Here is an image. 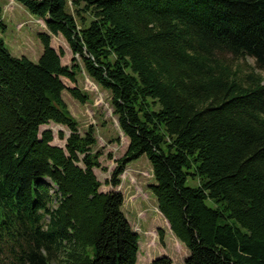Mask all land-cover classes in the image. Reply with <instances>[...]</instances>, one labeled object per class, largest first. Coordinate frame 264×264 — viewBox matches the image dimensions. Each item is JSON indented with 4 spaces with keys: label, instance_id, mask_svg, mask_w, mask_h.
Masks as SVG:
<instances>
[{
    "label": "trees",
    "instance_id": "obj_1",
    "mask_svg": "<svg viewBox=\"0 0 264 264\" xmlns=\"http://www.w3.org/2000/svg\"><path fill=\"white\" fill-rule=\"evenodd\" d=\"M14 1L62 35L72 64L47 33L36 62L0 38V264H136L139 235L114 188L141 155L157 208L189 251L183 264H264L263 77L237 79L216 58L250 56L264 70V0ZM75 55L128 138L106 192L94 127L80 134L62 98H87L61 81L76 82ZM50 121L69 130L58 132L64 147L39 132Z\"/></svg>",
    "mask_w": 264,
    "mask_h": 264
},
{
    "label": "rangeland",
    "instance_id": "obj_2",
    "mask_svg": "<svg viewBox=\"0 0 264 264\" xmlns=\"http://www.w3.org/2000/svg\"><path fill=\"white\" fill-rule=\"evenodd\" d=\"M0 5L1 20L4 25V28L0 29V38L13 56H25L36 62L43 50L38 33L44 32L50 36V45L56 51L60 49L63 51L61 63L68 66L72 64V53L67 42L61 34L53 35L49 32L45 19L31 15L14 0H0ZM74 57L81 68L76 73V82H71L65 77H61V81L66 87L76 86L86 94L87 98L85 102L80 103L67 89L62 91V98L71 115L76 119L80 134H84L88 125L91 124L94 127L96 144L92 147V151H99L101 155L99 156L100 167L93 168V172L101 183L99 190L106 192L112 187L106 185L104 181L110 177L111 171L116 166V159L124 154L128 138L121 131L117 117L113 113L109 92L98 86L86 74L79 56ZM216 58L234 72L237 79H243L249 74H259L264 82V70L255 66L252 57H234L229 53H218ZM44 129L52 131V144L64 147V138L69 134L66 126L50 121L40 125L39 132ZM59 131L64 133L63 139L59 138ZM120 178V184L114 189L122 192L124 197L122 210L132 229L139 235L136 264H148L155 257L163 255L168 256L172 264H183L189 251L172 234L167 220L157 208L156 199L149 189L154 179L151 164L146 156L141 155L129 162ZM211 203L208 201V204ZM158 228L164 232L163 243L158 240Z\"/></svg>",
    "mask_w": 264,
    "mask_h": 264
},
{
    "label": "crops",
    "instance_id": "obj_3",
    "mask_svg": "<svg viewBox=\"0 0 264 264\" xmlns=\"http://www.w3.org/2000/svg\"><path fill=\"white\" fill-rule=\"evenodd\" d=\"M11 1H13V0H11ZM181 246V245H180ZM146 262L148 261V260H145Z\"/></svg>",
    "mask_w": 264,
    "mask_h": 264
}]
</instances>
